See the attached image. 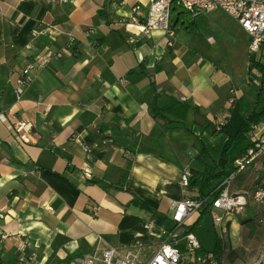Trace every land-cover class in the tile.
<instances>
[{"label": "crops", "instance_id": "crops-1", "mask_svg": "<svg viewBox=\"0 0 264 264\" xmlns=\"http://www.w3.org/2000/svg\"><path fill=\"white\" fill-rule=\"evenodd\" d=\"M137 2L146 0H0V264H54L137 240L146 260L165 237L156 223L147 231L153 220L134 201L171 216L174 201L199 195L198 187L180 183L184 168L204 169L196 135L220 159L228 136L214 135L213 119L230 116L231 90L237 98L243 90L219 60L179 52L176 34L172 46L162 30L145 36L132 18ZM206 13L191 14L197 23ZM34 28L41 32L32 37ZM38 52L63 57L38 70L17 101V77ZM245 55L248 69L246 48ZM19 121L28 142L12 131ZM261 178L264 158L233 190ZM23 232L30 237L25 255L17 249Z\"/></svg>", "mask_w": 264, "mask_h": 264}, {"label": "built area", "instance_id": "built-area-1", "mask_svg": "<svg viewBox=\"0 0 264 264\" xmlns=\"http://www.w3.org/2000/svg\"><path fill=\"white\" fill-rule=\"evenodd\" d=\"M56 3L65 4L73 0H50ZM120 4L125 0H116ZM146 9L145 14L142 10ZM176 8L186 9L191 13H206L215 10H222L231 18L236 20L241 28L250 36L248 45L249 55L258 56L264 51V0H146V3L137 2L132 7V18L139 21L145 36H150L154 30H162L167 36V42L173 45L175 37L174 29V11ZM142 15V16H141ZM41 31L34 28L31 36H37ZM135 38H130V43H135ZM75 44L73 36L67 39V49H72ZM63 57L61 52L51 54L38 52L30 58L25 67L17 77L15 85V97L17 101L23 98L27 87L34 79L35 73L41 68L48 65L52 59ZM257 58V57H256ZM261 58V57H260ZM230 102L238 97V90H231ZM228 114H221L213 119L217 130L228 120ZM0 118L6 120L5 114L1 113ZM27 124L19 121L13 124L12 131L15 137L23 142H28L29 137L24 134ZM252 145L247 149L245 154L235 161L234 171L222 182V189L218 194L211 196H185L180 201L172 203V225H163L162 236L164 240L156 249L154 254L144 260L142 258V242L134 241L132 244L120 248L108 246L100 252H90L82 256L74 257L69 261L57 262L54 264H217V260L212 251L204 254H197L202 247V243L195 234V231H187V226L192 224L196 219L195 215L208 210L215 214L213 222L222 228V232H228L229 223L239 216H245L246 208L250 201H254L264 207V178L257 179L249 189L236 191L233 190V182L248 167L253 165L259 159L264 158V120L253 126L250 132ZM89 175V171H85ZM191 169L184 168L180 183L186 187L190 185ZM199 216V215H198ZM4 214L0 212V218ZM155 221H147L144 227L147 231L151 230ZM8 235H3L6 237ZM17 249L25 255L27 247L30 244V237L27 233L17 234ZM21 257V261L27 259ZM31 254L28 257L33 256Z\"/></svg>", "mask_w": 264, "mask_h": 264}, {"label": "rangeland", "instance_id": "rangeland-1", "mask_svg": "<svg viewBox=\"0 0 264 264\" xmlns=\"http://www.w3.org/2000/svg\"><path fill=\"white\" fill-rule=\"evenodd\" d=\"M177 12L178 10L173 12L174 17ZM197 23L198 32H190L179 24L174 26L175 48L179 52L194 53L200 58L219 60V63L231 73L232 79L240 86V90L247 92L245 110L250 113L254 108V102L264 99V93L258 96L262 75L257 69L253 70L250 79L248 77L245 79L246 70H248L245 65L247 61V57L245 60V48L250 57L248 37L241 36L234 31L233 26L236 24L234 19L223 11L201 15L197 18ZM161 45L162 42L158 43V47ZM256 57H261L264 61V51ZM215 136H220V134ZM249 188L250 186L247 187ZM216 213L219 214L220 211L212 214L209 212L202 217L200 225L195 229V234L202 243V247L211 250L217 235L223 238L224 243L222 264H264V207L251 200L243 214L245 216H239L237 227L225 233L213 222ZM197 215L199 213L194 219H197ZM250 224H255L257 227L254 235L250 234Z\"/></svg>", "mask_w": 264, "mask_h": 264}, {"label": "trees", "instance_id": "trees-1", "mask_svg": "<svg viewBox=\"0 0 264 264\" xmlns=\"http://www.w3.org/2000/svg\"><path fill=\"white\" fill-rule=\"evenodd\" d=\"M178 10L177 19L175 25H181L184 29L190 32H198L199 28L194 19V16L186 9L176 8ZM75 47V46H73ZM263 58H256L255 55H250L249 66L247 70L248 79L251 78L254 69H257L261 73L260 92L259 97L264 93V61ZM247 92L243 91V94L233 102V107L230 111V116L227 122L222 126L220 130L215 128L214 135L226 134L228 136L226 144L224 145L222 155L218 161H215L209 152L205 142L196 135L194 148L198 151L196 156L197 160L204 164L203 170L191 168V180L190 185L196 186L199 189V197L211 196L212 194H218L222 189V182L234 171L235 161L240 158L247 149L252 145L250 139V132L254 125L259 124L264 120V99L254 102V108L250 113L246 112L245 101ZM175 103H171L163 110L168 112L174 107ZM156 117H161L166 122H173L166 114L160 111L155 112ZM134 204L141 207L143 210L150 214L151 220H154L156 224L172 225V219L170 216L161 213L157 209L150 206L142 199H136ZM209 211L204 209L200 212L197 219L187 226V231H195L200 225L202 217L208 214ZM257 230L255 224H250V234L254 235ZM209 251L214 253L217 260V264H222V257L224 253L223 238L216 235L214 247L211 250H206L201 247L197 254H204Z\"/></svg>", "mask_w": 264, "mask_h": 264}]
</instances>
